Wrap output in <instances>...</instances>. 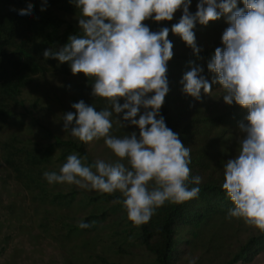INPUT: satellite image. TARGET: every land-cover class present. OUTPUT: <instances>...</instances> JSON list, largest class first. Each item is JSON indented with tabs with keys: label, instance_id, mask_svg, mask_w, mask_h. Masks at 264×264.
<instances>
[{
	"label": "clouds",
	"instance_id": "obj_1",
	"mask_svg": "<svg viewBox=\"0 0 264 264\" xmlns=\"http://www.w3.org/2000/svg\"><path fill=\"white\" fill-rule=\"evenodd\" d=\"M69 2L80 10L82 35H70L58 51L44 50L43 58L68 62L72 74L94 78L91 95L105 98L111 107L96 110L83 100L75 102L71 104L74 111L63 115V130L84 143L103 138L118 159L84 164L77 154H70L59 173H43L46 181L105 194L118 191L128 220L137 226L148 222L166 201L182 203L196 197L200 188L189 189L185 183L190 149L160 114L169 92L167 62L173 56L167 37L171 30L198 54L195 24L207 25L225 16L228 27L221 36L222 47H217L207 62L213 80L209 82L197 65L184 73L180 83L182 92L197 100L201 90L209 94L212 84H219L226 105L235 103L246 109L238 123L242 134L239 152L224 165L222 188L234 205L228 216L242 218L264 232V0H241L242 8L237 7L238 0H198L195 13L189 11L191 0ZM45 7L46 0L40 10ZM177 9L182 15L171 29L162 27L154 32L142 23L149 19L171 21ZM32 12L28 5L18 16L30 18ZM114 113L121 127L135 126L138 135L136 131L123 137L111 135ZM192 182L199 185L200 177H193ZM89 226L84 221L78 224L80 228Z\"/></svg>",
	"mask_w": 264,
	"mask_h": 264
},
{
	"label": "trees",
	"instance_id": "obj_2",
	"mask_svg": "<svg viewBox=\"0 0 264 264\" xmlns=\"http://www.w3.org/2000/svg\"><path fill=\"white\" fill-rule=\"evenodd\" d=\"M42 4L44 0H0V132L15 123L28 134L33 135L37 129L33 137L29 136L27 145L17 146L8 140L1 142L0 181L3 185L0 187V209H9L5 214L13 211L12 202L6 200L9 203H4L2 193L6 189L7 195L21 196L23 205L28 201L40 236L58 242L61 247L74 236L92 237L83 246L108 243V253L115 256H123L126 247L137 245L151 259V264H191L197 251L211 254L209 264H248L264 252V232L256 228L241 243L233 245L229 241L233 233L242 230L247 233L252 226L242 218L228 216V210L234 205L222 188L224 165L240 142L234 139L232 129H238V123L247 111L233 103L215 107L207 115L199 114L206 97L219 87L216 83L212 84L209 94L201 90L199 100L189 96L181 106L176 104L172 91L182 85L180 81L184 73L197 65L203 67L215 48L200 49L198 54L178 51L181 38L171 30L167 37L173 45V56L167 62L166 73L169 92L160 114L167 126L179 134L182 144L190 149L189 179L185 183L189 189L198 186V195L182 203L166 201L154 210L148 222L137 226L128 220L122 203L124 198L118 191L105 194L46 181L43 173H59L70 154H77L84 164L93 161L88 143L72 137L61 125L52 128L28 116L24 91L47 74L75 77L79 82L73 103L83 100L96 110L111 106L105 98L91 95L94 78L82 73L72 74L68 62L43 58L44 50L58 51L70 35L81 36L82 31L74 18L80 17V10L69 0H46L44 11L40 10ZM28 5L32 6V16L20 18L18 12ZM237 7H243L241 0H238ZM180 17L173 15L171 21L149 19L142 23L156 32L162 27L171 29ZM226 24V17L221 16L207 25L196 23L193 31L195 37L218 31L221 37ZM203 68L201 74L211 82L214 74ZM119 102L123 103V99ZM196 176L200 177L199 185L192 182ZM81 221L90 226L78 227ZM110 255L95 258L101 264H117L109 261ZM66 264L75 263L69 261Z\"/></svg>",
	"mask_w": 264,
	"mask_h": 264
},
{
	"label": "rangeland",
	"instance_id": "obj_3",
	"mask_svg": "<svg viewBox=\"0 0 264 264\" xmlns=\"http://www.w3.org/2000/svg\"><path fill=\"white\" fill-rule=\"evenodd\" d=\"M197 2L198 0H191V4L189 5L191 13H195ZM173 15L176 17L181 16L182 10L177 9ZM74 18L78 21L80 17L75 16ZM227 27L228 24L224 26L225 29ZM218 33L220 32H209L204 37L197 35L195 37L197 47L199 49L222 47L221 37L218 36ZM179 43L181 44L177 49L178 51L193 53L192 49L187 47L182 40ZM203 67L207 68V62ZM78 82V79L75 77L65 78L55 74L39 77L23 93L24 105L28 111V116L37 118V120H40V124L52 126V128L56 125L57 127L59 125L63 127V115L73 111L71 108V104L73 103L72 98L76 94ZM177 88L178 90L172 91V95L177 99L176 104L181 106L182 102L187 101L186 98L189 96L182 92V85ZM222 95L223 89L219 86L206 97L199 114L207 115L212 112L213 108H221L225 104ZM143 111L141 109V113ZM21 113H24V111L21 110ZM136 118H139V113ZM27 120L29 121L28 117ZM112 124L113 128L110 130V134L113 136L123 137L133 131H136L138 135V129L135 126L126 125L124 128L121 127L115 113L112 117ZM18 127L15 123L12 126L3 128L0 132V146L4 140H8L17 146L22 144L27 145V140L37 133V129L33 131L32 135ZM232 132L234 139H239L240 141L242 134L239 130L233 128ZM88 150L93 162L100 159L108 163H114L118 159L104 144L103 138L88 142ZM238 152L239 147L231 158L235 157ZM2 185L3 183L0 181V187ZM5 187L7 186L5 185ZM5 190L2 193L3 199H5L4 203L12 202L14 207L10 214L4 213L8 212L9 209H0V264H66L69 261L75 264H101L99 259L95 257L110 255L108 253V243L102 244L104 246L96 244L83 246V243L87 240L90 242L92 237L87 239L85 237L74 236L69 241L64 242L61 247L58 242L40 236L32 215V206L27 203L28 201L23 205V198L21 196L10 195L9 193L7 195ZM6 200L9 202H6ZM255 230L254 227H251L247 233L243 230L240 233H233L229 241L233 245L241 243L246 236ZM126 248L127 252L125 255H110L109 261L117 264H151V259L137 245H130ZM210 255V253L203 254L201 251H197L194 253L191 264H209ZM248 264H264V252L253 258Z\"/></svg>",
	"mask_w": 264,
	"mask_h": 264
}]
</instances>
